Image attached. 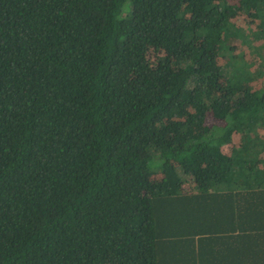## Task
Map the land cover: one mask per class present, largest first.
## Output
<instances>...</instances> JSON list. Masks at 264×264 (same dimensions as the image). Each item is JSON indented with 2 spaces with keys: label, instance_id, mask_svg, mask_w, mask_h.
I'll return each instance as SVG.
<instances>
[{
  "label": "trees",
  "instance_id": "1",
  "mask_svg": "<svg viewBox=\"0 0 264 264\" xmlns=\"http://www.w3.org/2000/svg\"><path fill=\"white\" fill-rule=\"evenodd\" d=\"M263 140L264 0H0V264H264Z\"/></svg>",
  "mask_w": 264,
  "mask_h": 264
},
{
  "label": "rangeland",
  "instance_id": "2",
  "mask_svg": "<svg viewBox=\"0 0 264 264\" xmlns=\"http://www.w3.org/2000/svg\"><path fill=\"white\" fill-rule=\"evenodd\" d=\"M150 58L152 60V56H150ZM207 123L210 124V123H214V122H213V120L212 121L211 120H207ZM184 189H186V188H184Z\"/></svg>",
  "mask_w": 264,
  "mask_h": 264
},
{
  "label": "crops",
  "instance_id": "3",
  "mask_svg": "<svg viewBox=\"0 0 264 264\" xmlns=\"http://www.w3.org/2000/svg\"><path fill=\"white\" fill-rule=\"evenodd\" d=\"M264 141V140H263Z\"/></svg>",
  "mask_w": 264,
  "mask_h": 264
}]
</instances>
